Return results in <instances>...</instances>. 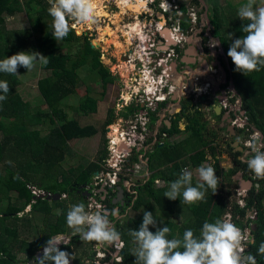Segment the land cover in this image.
Instances as JSON below:
<instances>
[{"label":"trees","instance_id":"trees-1","mask_svg":"<svg viewBox=\"0 0 264 264\" xmlns=\"http://www.w3.org/2000/svg\"><path fill=\"white\" fill-rule=\"evenodd\" d=\"M183 1V0H182ZM42 0H0V60L17 54L21 51L39 52L46 57H49V63L42 65L39 63L40 69L50 72L40 78L36 83V88L39 95L46 105L44 112H32L30 103L24 102L17 95V91L12 88V85H17L18 81L13 74L0 73V81L3 78L11 81L9 86L10 92L7 99L0 101V264H28L30 261L35 262V252L46 245V241L38 242L39 240L29 241L27 238L19 239L17 227L9 226L8 222H22L27 227H30V219L33 218L32 213L39 212L43 214V223L46 227V238L53 234H63L62 226L67 214V207L63 206L58 201H48L46 199L36 198L31 193L29 187H35L51 194H66L71 192H81V187L86 186L90 180L92 173L98 169L96 163H89L83 168L69 169L67 174L59 168V163L63 158L64 152L68 149V142L74 139L87 138L95 135L97 130L91 126H81L76 119L68 118L63 110L62 99L68 95L74 94L76 89L83 84V80L77 75V70L86 65H94L98 63V52L94 53L89 44V38L83 37L81 49L77 57L71 59L68 54L58 53L56 40L52 36V26H45L42 35L37 37L33 43H29L30 35L26 31L7 30L5 26L6 16H14L24 11L25 7L32 4H40ZM183 11L186 8L183 3L180 4ZM39 13H45L44 8H38ZM43 15V14H42ZM41 15V16H42ZM177 15V14H176ZM30 18V15H27ZM214 18H210L211 24L217 35H220L221 42L225 48V53L229 50V40L225 38V34L240 38L244 35L241 31L244 21H238L233 26L232 32L225 31L226 24L222 18L223 15L215 7ZM48 18L52 20V17ZM182 28L188 30L191 26L190 20L180 21ZM247 23V21H245ZM41 25V18L38 17L33 22V26ZM80 31L77 33L79 34ZM220 32L223 33L221 36ZM231 33V34H230ZM32 36V35H31ZM71 40L78 42L79 37L75 36L72 31L68 33ZM224 36V37H223ZM96 50L95 48H93ZM230 65L231 77L235 88L244 101L245 108L248 109V115L255 124H258V129L264 134V68L259 72H252L244 75L241 72L235 71V65L231 58L227 55ZM69 60L71 61L69 64ZM103 88L108 84H112L115 80L108 69L101 68L99 70ZM0 94H3L0 92ZM252 113L250 112V107ZM252 105V106H251ZM189 105L183 108V111L177 115L173 121L172 127L168 130L170 134L179 131V121L185 116L186 130L189 133L187 138L182 139L175 146L157 147L154 154L151 155L150 161L157 158L164 162H157V167L166 166L163 169L157 168L151 178V182L138 189V197L134 211L142 205L147 198L151 201L145 211L152 212L154 217L163 220L164 227L168 226L171 233L168 239L182 238L186 229H192L194 235L199 236L203 223L215 222L216 219H223L228 211V202L220 193L223 187L218 182L215 193L211 189L205 194L204 201L197 202L192 205L184 204L182 195L176 200H169L164 197V193L169 190L170 182L175 181L183 168L184 163L181 160H187L191 152H197L190 161L193 165L202 163L205 159V151L202 150L206 146L203 139L202 128V113L197 111L196 114L190 113L185 115ZM78 110L84 114L95 113L97 111V102L94 98L86 95L79 103ZM113 111L107 112V117L103 123L102 132L105 134V127L113 119ZM47 126L51 127L48 134L41 136L39 130H30L29 126ZM198 141L201 148L195 149L191 147L192 143ZM105 139H103L104 147ZM102 147V148H103ZM105 157L104 150L98 159ZM236 157V156H235ZM189 160V159H188ZM237 161V158H235ZM186 166V165H185ZM34 169L41 174L35 178L31 174V169ZM226 175L227 182H232V176L235 173ZM67 177H66V176ZM60 177V179H58ZM154 179H163L166 186L155 188L152 184ZM193 186H196L192 181ZM11 193L14 194L12 200ZM257 205V216L254 223L256 231L254 234V242L250 247L251 257L255 259V264H264V254L258 252L261 243H264V190L258 195L251 194L249 198L248 208ZM29 206V212H24ZM53 208H59V215L53 214ZM190 213L191 219L186 220L182 225L175 224L171 219L180 213V210H186ZM237 209V210H236ZM236 214L245 215V209L234 207ZM22 214L21 216H19ZM143 214L137 215L131 219H125L123 224H116L115 229L121 234V240L124 242L123 247V263L134 264L135 257L132 255L134 247L132 238L128 235L129 230H139L142 224ZM127 223V226L124 223ZM242 224V223H241ZM240 223L236 225L242 226ZM53 227L54 232L50 230ZM150 231L155 233L156 230L149 226ZM31 232V230H30ZM24 230V233H30ZM76 236H72L68 244H63L59 248L63 251L73 253L72 264H83L82 257L74 254V249L79 247L76 243ZM42 239V238H41ZM37 243V244H36ZM89 255V254H88ZM92 258L90 254L87 256ZM247 264H251L249 260Z\"/></svg>","mask_w":264,"mask_h":264},{"label":"built area","instance_id":"built-area-1","mask_svg":"<svg viewBox=\"0 0 264 264\" xmlns=\"http://www.w3.org/2000/svg\"><path fill=\"white\" fill-rule=\"evenodd\" d=\"M158 1V7L163 14L175 11L177 22L169 17L166 24L157 21L152 30L151 28L147 30L146 26L152 25V21H142L141 19V24L138 18L139 30L136 35L132 31L133 43L126 50L131 54L125 51L124 59L121 55V64H115L116 72L114 70L111 72L113 78L121 81L124 86L115 99L114 117L105 127V157L98 162V170L84 187V192H86L85 210L95 212L97 205H100L110 213L114 211L116 214L109 216L114 228V224L119 219L124 221L132 216L138 189L151 182L150 155L154 154L157 147L175 146L182 140L174 137L168 130L172 127L176 116L182 112L180 101L183 97L188 94L194 95L195 103H197L196 98L205 97L210 93L216 94L217 90L222 88L227 91L228 96L223 99L222 103L214 104V109L218 108L219 110V116L228 118L231 127L243 128L246 136L253 130L249 123L248 111L244 108L243 99L237 92L232 77L227 74L229 61L224 46L216 33L214 34L207 27L208 22L200 24L199 13L202 6L200 5L199 12L197 6V2L200 3V1L183 0L186 12L178 8L177 0ZM124 15L131 16L129 12ZM131 19L132 22L128 21L125 25L132 24L133 18L131 17ZM182 20H190L193 29L190 27L188 30H184L180 23ZM167 22L170 23L168 27L173 32L172 38L175 40V44L168 47L167 50H160V47L166 44L160 31L164 25L167 26ZM199 24L205 29L200 33L203 35L202 37L198 33L196 34L195 30ZM191 34L196 36L194 46L200 49L201 56L212 62L209 67L200 69L201 75H208L214 79L212 83L207 82L203 85L198 82V86L190 84L188 79L191 78L187 77L184 71L178 74L179 69L184 70L182 65L180 68L178 65V72L174 73L173 55L178 49L184 51L186 42L192 37ZM213 39L218 41V46H211ZM230 46L231 42H229ZM212 84L215 85L212 86ZM260 137L258 130H255V133L250 134L249 139H246L242 145L247 154L242 158L239 168L242 172L246 171L243 173L245 174L243 182L246 187L237 188L229 196L228 212L225 215L227 219H233V217L241 219L245 227L244 229L239 228L247 234L250 240L251 226L256 219L258 210L256 204L248 208L249 198L251 194L258 195L264 190V179L256 178L249 170L246 161L254 155L250 145L254 142L259 144ZM261 150L264 151V147H261ZM214 164L209 166L214 167ZM188 167L185 166L182 169ZM152 182L154 186L159 187L162 181L154 179ZM29 189L37 198L41 196L42 199H51L53 195L35 187H29ZM61 197L66 198V195L62 194ZM235 206L245 209V216L236 214ZM28 209L29 206L24 212H27ZM91 243L93 245L92 258L87 257L83 264L123 263L124 242L122 240L112 245L105 244L103 246H97L94 241ZM245 243L247 244H243L244 251L241 255L245 254L250 247V242L245 241ZM61 244L64 243L61 242L59 246ZM43 248L35 252L36 258H42Z\"/></svg>","mask_w":264,"mask_h":264},{"label":"rangeland","instance_id":"rangeland-1","mask_svg":"<svg viewBox=\"0 0 264 264\" xmlns=\"http://www.w3.org/2000/svg\"><path fill=\"white\" fill-rule=\"evenodd\" d=\"M105 1V2H104ZM147 4V12H141V14L137 18H133L132 24H126L128 21L132 22L131 16L124 15L126 12L122 10L119 5L116 3L115 0H103V7L102 8H96V11L99 12V14L96 15V21L94 23L90 24H84L77 20H73L69 18V27L70 31L74 33L75 36L79 37V41H73L67 36L63 40L56 41V46L59 48L58 53L61 54H68V56L71 59H75L77 57V54L79 50L81 49L83 37L89 38V44L92 48V51L94 53L98 52V63L94 65H86L77 70V75L80 78V80H83V84L76 89L74 94L68 95L67 97L62 99V105L63 110L66 113L67 117L76 119L81 126L91 125L96 130L97 133L89 138H80V139H74L68 142V149L64 152L63 158L60 161L59 168L63 170L64 174H67L69 169H79L87 166L89 163L97 161L103 147V139H105V134L102 132L103 129V123L107 117V112L109 110L113 111V106L115 103V99L117 97L118 92L123 89V84L121 81L115 79L112 84H108L103 88L102 81H101V75L99 74V70L101 68L108 69L110 72H116L114 69L115 64H121V55L123 56L126 54L123 52L124 48L127 50L128 44L126 41V38L124 37V33L128 32L126 29H129L133 27L134 25L138 24V18L140 20V23L142 24V21H152V25L146 26L147 30L151 28V30L155 27L154 20H160V15L162 12H160V9L158 7V0H148ZM197 2L198 6V12L200 5L202 6V0ZM207 5V13H210L211 19L214 18V8L216 7L222 15H224L222 18L225 20L226 24V30L228 32H232L233 26L238 24V17H237V10L239 7V3H245L246 0H220V3H222V7L219 5V3H214L213 0H206ZM154 2V3H153ZM235 2L236 4H234ZM257 5H264V0H257ZM50 5L48 4V0H42V3L40 4H32L31 6L25 7L24 11L21 13H18L14 16H6L5 19V26L7 30H14V31H26L30 35L29 43H33V41L42 35L43 30L45 29L44 25L52 26V20L48 18V12L47 9ZM42 7L45 10V13L41 12L39 13L38 8ZM94 11V12H96ZM205 10H201L199 13L200 16V24L203 23L201 21L205 18ZM147 13V14H146ZM30 15V18L27 17V15ZM43 14V15H42ZM101 14V15H100ZM42 15V16H41ZM118 15V18L115 16ZM101 16V17H100ZM159 16V17H158ZM168 17L173 18L175 22H177L176 18L173 16V13L169 12L167 14ZM38 17L41 18V25L37 27L33 26V22ZM184 18V17H183ZM142 19V21H141ZM162 21V20H160ZM115 23V24H114ZM116 23H119L117 26ZM195 29L196 34L198 33L199 36H203L200 34L202 30H205L202 25H200ZM139 25V24H138ZM136 30H139L138 28H135ZM132 29V30H135ZM146 30V29H145ZM69 31V32H70ZM78 31L79 34L77 33ZM135 32V31H134ZM140 32V31H139ZM129 33L133 32L129 31ZM141 34V33H140ZM221 36L223 35L222 32H220ZM231 34V33H230ZM107 35V36H106ZM220 36V35H219ZM225 38H228L232 44L233 40L236 39L231 35H224ZM223 36V37H224ZM101 37V40H95ZM143 37V36H142ZM133 38V37H132ZM144 38V37H143ZM195 44V39H193ZM192 41V43H193ZM95 46V49H93V46ZM122 46V47H121ZM71 61L69 60L68 64ZM39 61L35 63V66L32 70L28 71L24 67H18L16 79L18 81L17 85H12V88L17 91V95H20L19 97L24 102L30 103V110L32 112H44L46 111V105L42 101L39 92L36 88L37 81L44 77L50 75V72H46L40 69ZM123 79V78H122ZM1 81H7L8 85H11V81L7 80L6 78L1 79ZM219 93H216L218 95ZM11 95V94H9ZM8 95V96H9ZM86 95H89V97H92L97 102V111L95 113H89L84 114L82 111L78 110L79 103L84 99ZM7 96V97H8ZM204 99L203 97H201ZM200 98V99H201ZM213 97L211 98V101H213ZM244 102V101H243ZM244 104V103H243ZM189 103H186L185 107H187ZM249 106V105H248ZM252 106V105H251ZM205 107H209L208 103L202 101V103L199 105V110L202 111V128H203V139L205 142H207L206 146L202 147V150L205 151V159L202 162V165L205 167L214 164V167L216 171H222L226 173V175L231 174L230 172L237 171V167L233 168L235 165H233L236 154H240L239 150L242 148L243 143H245L246 139H249L244 136V134H239L238 136L231 135V132L229 130L232 129L231 126H229V123L226 122L225 118L220 115H214L211 109H206ZM250 107V106H249ZM245 108V107H244ZM246 109V108H245ZM189 109L186 110L185 115L189 114ZM195 110V109H194ZM249 111L248 109H246ZM193 112V111H192ZM190 111V113H192ZM250 112L252 113V109L250 107ZM114 116V115H113ZM249 116V115H248ZM177 117V116H176ZM252 126L256 130H258V135H261V137L264 140V134L261 130L258 128V124L252 120ZM180 126L178 132H174V137L177 139H184L187 138L189 133L186 130V118L185 116L179 121ZM30 130H39L41 136H45L48 134L50 128L47 126H29ZM230 132V133H229ZM250 133H255V131H251ZM260 137V140L262 141ZM1 139V134H0ZM259 140V141H260ZM191 147L195 149L201 148V144L196 141L195 143L191 144ZM240 148V149H239ZM244 150V149H243ZM197 152H191L187 160L182 159L181 163H184L185 165H191V157H193ZM241 155V154H240ZM151 157V155H150ZM189 159V160H188ZM163 162L160 159L153 158L151 166L152 168H159L157 167V162ZM183 165V167L185 166ZM222 167V169H221ZM31 171V174L35 176V178L40 177L41 174L37 172L34 167L29 169ZM189 171L192 173L194 170L190 167ZM234 173V174H235ZM233 174V175H234ZM66 176V175H65ZM67 177V176H66ZM194 177V176H193ZM60 179V177L58 178ZM193 181H196L195 178H193ZM199 181V178H197V182ZM196 182V183H197ZM162 182H160L159 185H161ZM239 186V182L237 180H233L231 183L227 184V188L224 186V196L230 195V189H236V187ZM83 195V194H82ZM14 194L11 195L12 200L14 198ZM64 207L65 204H67V212L70 208V206L84 203L85 199L81 195L77 194L76 192L69 193V199L65 202H60ZM149 201L146 198L143 201V207L142 212L145 210V205H149ZM26 210V209H25ZM57 211L60 212L59 208H53L52 212L53 214H57ZM20 214L19 216H21ZM67 215V214H66ZM33 218L30 219V227L26 226L22 222H8V225L13 227H17L19 239L27 238L29 241L33 240H39L41 241H48L50 237L43 239L44 236H46V227L43 223V214L36 212L32 213ZM191 219L190 213L186 210H180V213H177L171 220L177 224L182 225L183 222L186 220ZM163 223H158L156 227H153L154 229L157 228H163ZM62 231L64 232L62 235H55L51 237H55L58 239H62L63 243H68L69 240L66 236L72 237L75 236V232L73 229L69 228L66 224V219L64 222V226L61 227ZM24 230H28L30 233H24ZM52 233L54 232L53 227L50 228ZM78 234H76L77 236ZM42 238V239H41ZM76 243L79 247L74 249V252L76 255H80L82 257V262L84 263L86 261L87 256L90 254L92 255L93 252V245L91 242H81L76 239ZM37 244V243H36ZM89 254V255H88ZM29 264V263H28ZM30 264H36V262H30ZM71 264V261H70Z\"/></svg>","mask_w":264,"mask_h":264},{"label":"clouds","instance_id":"clouds-1","mask_svg":"<svg viewBox=\"0 0 264 264\" xmlns=\"http://www.w3.org/2000/svg\"><path fill=\"white\" fill-rule=\"evenodd\" d=\"M48 4L50 6L47 12L52 17V36L56 41L63 40L68 36L69 18L84 24L96 21L92 0H48ZM160 12L162 11L160 10ZM237 17L244 21L241 29L244 35L233 40L227 55L235 65V71L244 75L259 72L261 68H264V5H257V0H246L237 10ZM211 46H218V41L213 39ZM48 58L39 52L21 51L0 60V73L15 75L18 67H24L30 71L37 61L42 65H47ZM0 92L3 93L0 94V101L6 100L7 94L10 92L7 81H0ZM250 147L254 155L246 161L247 166L256 178L264 179V151L261 150V147H264V141L259 144L254 142ZM100 160L93 163L98 166ZM196 171L199 178L196 186H193L192 183L193 173L187 168L181 169L179 177L170 182L169 190L164 193V197L174 201L182 195L183 203L192 205L204 201L208 189L215 193L218 182L221 184L219 187H223L224 190L222 178H217L215 174L225 175L224 172L216 171L215 167H205L204 165L199 166ZM84 187H81L80 194H83L85 198ZM223 190L220 193L228 201L231 191L229 196H224ZM61 195L58 200L65 199ZM33 200L35 201V199ZM47 200H52V198ZM149 202L152 204L151 201ZM143 206L142 203L137 211L133 210L136 215L127 218H134L144 212L139 230L130 229L128 233L134 244L132 248V255L135 257L134 264H247L249 260L251 264H255V259L252 257L245 260L248 254H251L250 247L254 242L253 233L256 231L253 229L256 227L254 222L251 226V240L240 229L245 227L241 219L233 217L229 220L225 216L223 219H216L215 222L205 221L199 236L194 235L192 229H186L182 238L168 239V235L171 233L168 226L157 228L155 233L150 231L149 226L156 227L158 219L152 212L145 211L148 206H145L146 208L142 212L140 209ZM29 210L30 207L27 212ZM115 214L114 211L110 213L100 205H97L95 212L86 211L85 204L79 203L70 206L66 215V224L79 235L82 242L94 241L97 246L112 245L121 240V234L112 226L109 219L110 215ZM57 215H59V211H57ZM159 221L163 223V220ZM236 223L243 225H236ZM245 241L250 242V247L245 254L241 255L244 251L243 244H247ZM61 242H63L62 239L50 237L43 248L42 258L38 257L35 261L36 264H70V260L74 258L73 253L61 250L59 248ZM258 252L264 254V243H261Z\"/></svg>","mask_w":264,"mask_h":264},{"label":"flooded vegetation","instance_id":"flooded-vegetation-1","mask_svg":"<svg viewBox=\"0 0 264 264\" xmlns=\"http://www.w3.org/2000/svg\"><path fill=\"white\" fill-rule=\"evenodd\" d=\"M134 1H136V2H139V1H142V0H134ZM144 1H148V0H144ZM149 2V1H148ZM181 3H183V1L182 0H177V6H178V8L179 9H182L181 8ZM204 9H206V8H204ZM203 9V10H204ZM207 10V9H206ZM201 11V10H200ZM171 13H173V16L175 17V11H171ZM163 14V13H162ZM163 16H164V18L163 19H160V20H163V23L164 24H166L165 22L169 19V17L167 16V14H163ZM171 18V17H170ZM176 18V17H175ZM171 19H173V18H171ZM160 20H157V21H160ZM176 20H177V18H176ZM156 20H154V22H157ZM174 21V20H173ZM160 22H162V21H160ZM169 22H167V26H165L164 25V27H163V29L164 28H168V29H170L168 26H169ZM192 29H193V25L192 26H190ZM197 28V27H196ZM195 28V29H196ZM210 30L215 34L216 32H215V30L214 29H211L210 28ZM162 31V30H161ZM161 31H160V35H162V37H163V39L164 40H166V42H167V39H165V37H164V35L163 34H161ZM150 33H152L151 31H149ZM169 34H171V37H172V34H173V32H172V30H169ZM192 35V37L191 38H193V39H195V34H191ZM217 35V34H216ZM107 36V35H106ZM219 38H220V36L219 35H217ZM221 40V39H220ZM192 44H194V43H192ZM189 41H187L186 42V48L184 49V51L183 50H181V49H178V51L173 55V61H175L174 62V64H175V68H174V64H173V68H174V73H177L178 72V65H179V68L181 67V65L184 67V70H181V69H179V72H178V74L179 73H182V71H184V73L185 74H187V77H190L191 79H188V82L190 83V84H192V85H194V86H198V82H200L201 84H203V85H205L207 82H210V83H212L213 82V78H210V76H208V75H201V72H200V69H205L206 67H209V65L212 63L209 59H207V60H205L202 56H201V52H200V49L197 47V46H195L196 47V49H197V54L196 55H192V56H187L189 59H192V61L190 62V63H187V62H184V60H183V58H184V56H185V51L188 49V47H189ZM172 46V45H171ZM225 49V48H224ZM177 74V75H178ZM227 74H228V76H231V72H230V65L227 67ZM215 84H212V86H214ZM223 88H225V87H223ZM226 89V88H225ZM218 92L217 93H219L218 95H216V94H209V95H207V96H205V97H203L204 99H200V98H196V100L198 101L197 103H195V97H194V95H190V94H188V95H186L185 97H183L182 99H181V101H180V106H181V108H182V111H183V108L185 107V105H186V103H189V107H190V110H189V112L191 111H193L192 113L193 114H196L197 113V111H200L201 113H202V111L201 110H199V105L202 103V101H204L205 103L207 102L208 103V106L210 107H205L206 109H211V111L213 112V114L214 115H217V116H219V114H218V112H219V110H218V108L215 110L214 109V104L216 105V104H220V103H222V101H223V99H225V98H227V96H228V93H227V91L226 90H224V89H222V88H220V89H218L217 90ZM214 98L213 99V101H211V98ZM186 102V103H185ZM195 109V110H194ZM202 116H203V114H202ZM226 120V122H228V118H226L225 119ZM249 123H250V125H251V127L253 128V131L254 130H256L255 128H254V126H252L253 124H252V122H251V119H249ZM229 126H231V124L229 123ZM179 128H180V126H179ZM230 132H231V135H233V136H238L239 134H244L245 133V131H244V129L243 128H240V127H232V129L231 130H229ZM229 132V133H230ZM202 134H203V132H202ZM250 134H252V133H250ZM250 134L248 135V137H250ZM246 134H244V136H245ZM246 138H247V136H245ZM261 139H262V141H264L263 140V138L261 137ZM207 143V142H206ZM207 145V144H206ZM240 149V148H239ZM239 152H241L240 154H236L237 156H236V158H237V161H239L238 163L234 160V163H233V165H235L234 167L237 169V171H236V173L232 176V181L235 179V180H237L238 182H239V186L238 187H236V189L237 188H243L244 186L246 187V185H245V183L243 182V179H244V177H245V174H243V173H246V171L245 172H242L241 170H240V168H239V166H240V164H241V161H242V158L244 157V156H246L245 154H247V152H246V150L244 149L243 150V147L239 150ZM242 182L244 183V186H242ZM229 182H227V180H226V173H225V175H224V178L222 179V184L225 186V188H227V184H228ZM235 189V190H236ZM231 190V194L233 193V192H235V190L234 189H230Z\"/></svg>","mask_w":264,"mask_h":264},{"label":"crops","instance_id":"crops-1","mask_svg":"<svg viewBox=\"0 0 264 264\" xmlns=\"http://www.w3.org/2000/svg\"><path fill=\"white\" fill-rule=\"evenodd\" d=\"M115 1H117V0H115ZM214 1V3H219V5L222 7V3H220V0H213ZM130 2H134L133 0H130ZM117 3V2H116ZM234 4H236L235 2H233ZM206 5H207V1L206 0H202V7H201V10H203L204 8H206ZM242 5V3H239V7ZM142 7L144 8L145 6H144V3H142ZM239 7H237L238 9H239ZM206 12H205V18H204V20H203V24L205 23V22H208L209 24L207 25V27H209V28H211V29H214V27L212 26V24H211V21H210V13H207V10L206 9H204ZM124 12H126L127 13V11L124 9ZM118 16V15H117ZM224 16V15H223ZM116 17V16H115ZM135 18H137V17H135ZM238 21H242L239 17H238V19H237ZM228 40H229V38H228ZM229 42H230V40H229ZM194 45V44H193ZM186 103V102H185ZM0 134H1V136H2V133L0 132ZM87 138H89V137H87ZM152 163V162H151ZM164 164V162L162 163V165ZM191 165L192 166H190V165H186V167L187 166H189L187 169L189 170L190 169V167L194 170V172H193V178H195V180L196 181H194V183L195 184H197L196 182H197V178H198V173H197V168L199 167V166H201L202 165V163H199L198 165H193L192 164V162H191ZM164 167H166V166H162V167H159V168H164ZM185 167V166H184ZM156 170H157V168H152V166H151V178H152V176H153V174L156 172ZM216 174V176H217V178H219V177H221L222 179L224 178V174H219V173H215ZM159 180H161L162 181V184L158 187V186H154L155 188H162V187H165L166 186V182L163 180V179H159ZM153 181V180H152ZM152 184H153V182H152ZM154 185V184H153ZM219 191H220V189L219 188H217ZM77 194H79V195H81L82 197H84V195H82V194H80V192H77ZM11 195H12V193H11ZM69 199V195H67V197L65 198V199H62L61 201L62 202H65L66 203V201ZM47 200V199H46ZM48 201H54V200H48ZM58 201V200H57ZM65 206L67 207V204H65ZM140 210H142V209H140ZM132 215L134 216V215H136V212H132ZM119 223H121V224H123V220H118L117 222H116V224H119ZM116 224H114L115 226H116ZM124 225L125 226H127V223H126V221H125V223H124ZM154 230H157V229H154ZM55 235H62V234H53V235H51V236H55ZM50 236V237H51ZM75 236H76V234H75ZM68 239H69V242H70V240H71V238L72 237H68V236H66ZM77 238V240H79V241H81V239H80V237H79V235H77L76 236ZM68 242V243H69ZM82 242V241H81ZM67 243V244H68ZM61 245H63V244H61ZM60 245V246H61ZM74 254H75V252H74ZM71 261V264H72V260H70ZM31 262V261H30ZM30 262H29V264H30ZM33 262V261H32ZM34 263V262H33Z\"/></svg>","mask_w":264,"mask_h":264},{"label":"bare ground","instance_id":"bare-ground-1","mask_svg":"<svg viewBox=\"0 0 264 264\" xmlns=\"http://www.w3.org/2000/svg\"><path fill=\"white\" fill-rule=\"evenodd\" d=\"M134 1V0H133ZM152 1V0H151ZM105 2V1H104ZM117 2V4L119 5V7L122 9V10H126L127 12H129L130 13V15H131V17H133V18H135L136 16L138 17V15L142 12H147V4H148V1H144V0H142V1H139V2H136V1H134V2H130V0H117L116 1ZM142 3H144V8L142 7ZM103 0H92V6H93V9H94V11H96V8H102L103 6ZM95 14H99V12H94ZM147 14V13H146ZM101 15V14H100ZM96 16V15H95ZM101 17V16H100ZM116 18H118V16L116 15ZM163 18H164V16H163ZM162 23H163V20H162ZM115 24V23H114ZM116 25L118 26L119 25V23H116ZM138 24L137 25H134L133 27H131V28H129V29H126L128 32H125L124 33V37L126 38V41H127V44H128V46L129 45H131L132 43H133V41H132V33H129V30L130 31H135L134 32V35H136V32L138 31V30H136L135 28H138ZM132 29H135V30H132ZM95 40H101L102 41V39H101V37H99L98 39H95ZM146 41V40H145ZM93 46V45H92ZM141 46H142V44H141ZM122 47V46H121ZM93 48H95V46H93ZM126 51V49L124 48V50H123V52H125ZM126 52H128V54H131V52L130 51H126ZM140 54H141V52H140ZM204 92H206V91H204Z\"/></svg>","mask_w":264,"mask_h":264},{"label":"water","instance_id":"water-1","mask_svg":"<svg viewBox=\"0 0 264 264\" xmlns=\"http://www.w3.org/2000/svg\"><path fill=\"white\" fill-rule=\"evenodd\" d=\"M160 18L163 19V14H159ZM159 17V16H158ZM169 30L168 28H164L161 31V34L164 35L165 39H167L166 44H163L160 47V50H167L168 47H170L171 45L175 44V40L171 37V34H169ZM193 38L189 39V47L188 49L185 51V56L183 58L184 62L190 63L192 61V59H189L187 56H192V55H196L197 54V49L196 47L192 44ZM174 68H175V64H174ZM242 186H244V183L242 182ZM60 197V194L56 193L52 195V200L57 201ZM39 198H42L41 196ZM49 198V197H48ZM33 199H36V197H33ZM254 230H256V227L253 228ZM251 257V254H248V256L245 258V260H248V258Z\"/></svg>","mask_w":264,"mask_h":264}]
</instances>
